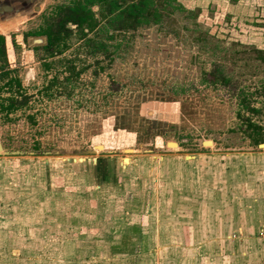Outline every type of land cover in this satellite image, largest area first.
Masks as SVG:
<instances>
[{"label":"rangeland","instance_id":"374dc122","mask_svg":"<svg viewBox=\"0 0 264 264\" xmlns=\"http://www.w3.org/2000/svg\"><path fill=\"white\" fill-rule=\"evenodd\" d=\"M154 1L54 58L24 36L71 0L0 29V264H264V0Z\"/></svg>","mask_w":264,"mask_h":264},{"label":"trees","instance_id":"16d2710c","mask_svg":"<svg viewBox=\"0 0 264 264\" xmlns=\"http://www.w3.org/2000/svg\"><path fill=\"white\" fill-rule=\"evenodd\" d=\"M102 2L103 0H99ZM155 1L154 0H139L138 2H132L128 6L122 8L120 4L117 1L111 2L112 11L119 10L120 14L118 15V20H121L123 15L127 17L128 21L132 22V25H138L139 23L143 22H150L151 19L154 17L155 20L158 17V10L154 6ZM111 11V12H112ZM89 11L86 10V8H82L80 5H74V7L70 8L69 11H67V14H65L64 19L59 23L56 31H47L45 34L48 36L49 40V46L48 49H51L52 51H56L58 54H61L66 48L68 39L71 36V30L67 27L68 23H74L79 26V28H82L83 32V26L86 25L90 30L95 29V26L97 25L96 21L94 20L93 16L88 14ZM83 36L86 34L83 32ZM8 41V37L5 35L0 36V53L4 55V47L6 42ZM90 42V40H88ZM6 59V58H5ZM49 68V67H48ZM0 78H9L7 83H5L4 87L1 89H10L17 87L18 90L22 87L21 81L17 77H13L11 74V71L9 69V66L7 64L3 65L0 68ZM217 83V81L215 82ZM245 97H249L245 95ZM242 106H246L249 108L250 103L248 102V98L245 99V101H242ZM15 110V107L13 104H10L7 107L2 106L0 109V112L6 111L7 113L13 112ZM254 112H257L253 109ZM256 131V134H259L260 139H257L254 137L253 133L250 134V138H253L254 142L256 144H259L260 141H264V135L260 132L263 131L262 128L251 125Z\"/></svg>","mask_w":264,"mask_h":264},{"label":"flooded vegetation","instance_id":"af4514ba","mask_svg":"<svg viewBox=\"0 0 264 264\" xmlns=\"http://www.w3.org/2000/svg\"><path fill=\"white\" fill-rule=\"evenodd\" d=\"M35 1L36 0H33V1H28V0H19V2H17L16 4H17V6L19 7V8H21L20 9V11L22 12V14H28V15H31V16H38V15H40V14H42L43 13V9L41 10V11H39V12H37V11H35L34 10V12L33 11H30L29 10V7H31V6H33L34 4H36L35 3ZM106 1H108V3H109V5H110V13L111 14H115L114 13V11H112V6H111V2H113V1H115V0H103L102 2H100L99 0H71V2L72 3H70V5H67V6H64V5H57V6H55L54 8H53V10L49 13V14H44V16L45 17H48V23H47V25H46V27H43V26H41V27H39V29H36V30H31V31H29L27 34H26V36H24L25 37V39H26V41H27V39L29 38H31V39H33V40H36V43H41V44H44L43 46H41V48L40 49H38V50H44V52H45V54H46V57L47 58H54V57H56V56H58V55H60V54H58L56 51H52L51 49H48V46H49V40H48V36L45 34L47 31H56L57 30V27H58V25H59V23L64 19V16H65V14H67V11H69V9L70 8H72V7H74V5H80L82 8H86V10L87 11H89V13L93 16V18H94V20L96 21V23H97V25L95 26V28L98 26V20H97V18L94 16V13H92V12H94V10H93V8L95 7V4H100V5H104V3H106ZM139 1V0H138ZM138 1H136V2H138ZM119 4H120V2H119V0L117 1ZM172 2V1H171ZM129 4H131V3H129ZM129 4H127L126 6H128ZM108 5V4H107ZM120 6H121V4H120ZM126 6H124V7H126ZM123 7V6H122ZM157 8V7H156ZM158 10V9H157ZM112 11V12H111ZM116 11H118V10H116ZM115 11V12H116ZM33 12V13H32ZM32 13V14H31ZM88 13V14H89ZM33 14H36V15H33ZM89 14V15H90ZM28 15H25V16H28ZM105 16V15H104ZM49 18H51L52 20H54V21H51V20H49ZM67 27L71 30L72 29V27H75V28H77V29H79L80 30V32L81 33H88V32H94V30L95 29H92V30H90L88 27H86V25H84L83 26V32H82V28L80 29L79 28V26L77 25V24H74V23H68V25H67ZM71 34H72V30H71ZM83 35V34H82ZM13 40V41H12ZM12 40H11V48L13 49L14 47H16V45L17 44H19V42H17L16 43V40L14 39V38H12ZM7 43L8 42H6V44H5V47H4V49H5V51H4V55H2L1 53H0V60H1V64H2V66L3 65H5V64H7L8 66H9V69H10V71H11V74H14V72H13V69H11V65H10V59H9V57L10 56H14L13 54V52H11V55H7V51H6V47L8 46L7 45ZM1 47V46H0ZM31 51H36V48H35V50H31ZM13 53V54H12ZM6 58V59H5ZM46 59L44 58V59H41V61H45ZM1 66V67H2ZM0 67V68H1ZM14 77V76H13ZM18 78V77H17ZM21 81V80H20ZM247 95V94H246ZM248 96V95H247ZM250 97V96H249ZM248 102L250 103V105H249V109H247V110H249L250 112H252V113H258V109H255V108H252V103L249 101V98H248ZM242 103V102H241ZM241 106H242V104H241ZM243 108L244 107H246V106H242ZM248 108V107H247ZM253 109L254 110H256L257 112H254L253 111ZM239 116H241V114L239 115ZM240 120L243 122V123H245L246 125H247V129H246V132H247V135L249 136L250 134L252 135L253 133H255L254 134V137H256L257 139H260V136H259V134H256V131H255V129L253 128V127H251V125H254V126H257V127H260V128H262V130L263 131H260L263 135H264V126H262V125H260V124H258V123H256V122H254L253 120H252V118H247V119H245V117L244 116H241V118H240ZM249 138H250V136H249ZM253 142H254V140H253V138H250ZM212 144V142H206V144ZM256 144V143H255ZM258 146H263L264 145V141H260V143L259 144H257ZM2 146V145H1ZM2 149H3V146H2Z\"/></svg>","mask_w":264,"mask_h":264},{"label":"crops","instance_id":"0c3cea01","mask_svg":"<svg viewBox=\"0 0 264 264\" xmlns=\"http://www.w3.org/2000/svg\"><path fill=\"white\" fill-rule=\"evenodd\" d=\"M28 1H33V0H28ZM47 0H36L35 1V3L36 4H34L33 6H31V7H29V10L30 11H33L34 12V10L35 11H37V12H39V11H41L42 10V6H43V4L46 2ZM1 3H0V7L2 8V6L4 5L3 4V2L2 1H0ZM13 3L15 2V3H17V2H19V0H13L12 1ZM12 9H13V12L12 13H10V15H9V17H10V20L9 19H7V20H5V21H1V23H0V29H1V31L3 30L4 31V26H7V25H10V23L12 22V21H15V22H18L19 23V21H20V19L21 18H24V17H31V18H34L35 16H31V15H28V14H22V12L20 11V9L21 8H19L17 5H15V6H13L12 5ZM2 10H3V8H2ZM32 12V13H33ZM31 13V14H32ZM25 15H28V16H25ZM33 15H36V14H33ZM11 21V22H10ZM12 25V24H11ZM7 32V31H6ZM1 36V35H0ZM34 41V40H33ZM35 43H36V41H34ZM33 42V43H34Z\"/></svg>","mask_w":264,"mask_h":264},{"label":"water","instance_id":"95a60500","mask_svg":"<svg viewBox=\"0 0 264 264\" xmlns=\"http://www.w3.org/2000/svg\"><path fill=\"white\" fill-rule=\"evenodd\" d=\"M0 1H2L3 2V6H2V8H3V10H2V8L0 7V23H1V21L3 22V21H5V20H7V19H9L10 20V17H9V15H10V13H12L13 12V9H12V5L13 6H15V5H17L15 2L13 3L12 1L13 0H0ZM1 3V2H0ZM32 42H34V41H36V40H34L33 41V39L31 40ZM211 144V143H210ZM171 145H173V146H177V144H175V143H171ZM100 148V147H99ZM3 149H2V146L0 145V151H2ZM4 154H9V153H6V152H3ZM10 154H13V155H16V154H19V153H10ZM128 158H125L124 159V162L126 163V160H127ZM86 159L85 158H79V160L78 161H80V162H84ZM129 160V159H128ZM74 161H76V160H74ZM127 164V163H126Z\"/></svg>","mask_w":264,"mask_h":264},{"label":"bare ground","instance_id":"6f19581e","mask_svg":"<svg viewBox=\"0 0 264 264\" xmlns=\"http://www.w3.org/2000/svg\"><path fill=\"white\" fill-rule=\"evenodd\" d=\"M126 163H127V164L129 163V160H128V159L126 160Z\"/></svg>","mask_w":264,"mask_h":264}]
</instances>
